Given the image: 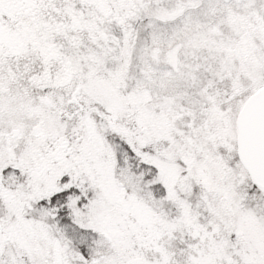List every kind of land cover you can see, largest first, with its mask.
<instances>
[{
  "label": "snow or ice",
  "instance_id": "6c2138e0",
  "mask_svg": "<svg viewBox=\"0 0 264 264\" xmlns=\"http://www.w3.org/2000/svg\"><path fill=\"white\" fill-rule=\"evenodd\" d=\"M0 264H264V0H0Z\"/></svg>",
  "mask_w": 264,
  "mask_h": 264
}]
</instances>
